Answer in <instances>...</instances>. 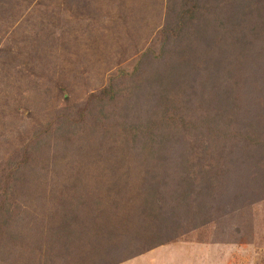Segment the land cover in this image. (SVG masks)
I'll list each match as a JSON object with an SVG mask.
<instances>
[{"label":"rangeland","instance_id":"obj_1","mask_svg":"<svg viewBox=\"0 0 264 264\" xmlns=\"http://www.w3.org/2000/svg\"><path fill=\"white\" fill-rule=\"evenodd\" d=\"M191 3L199 12L179 30ZM231 40L242 43L226 66ZM180 61L200 76L214 67L194 89L174 80ZM238 86L249 113L226 133L213 114L235 113L223 88ZM253 114L264 128V0H0V264H108L144 247V233L166 239L170 221L142 205L182 164L191 192L214 187L209 214L116 264H264V149L248 142L264 131H244ZM158 117L201 130L194 154L173 148L170 168L136 152ZM206 149L226 160L213 187L188 159Z\"/></svg>","mask_w":264,"mask_h":264},{"label":"trees","instance_id":"obj_2","mask_svg":"<svg viewBox=\"0 0 264 264\" xmlns=\"http://www.w3.org/2000/svg\"><path fill=\"white\" fill-rule=\"evenodd\" d=\"M182 12H179L176 15V19H181L179 20L178 24L179 30L182 28H186L188 26V23L190 22L191 19L194 18L198 14V10L196 8V5L194 3H191L189 7H181ZM228 30V29H227ZM234 37V36H232ZM227 43V46L224 51H226V56L228 57L227 59L225 58L223 63L227 66V64L230 61V56L233 54V46L239 45L242 42H239L237 40H231V41H225ZM191 45V44H190ZM242 46H244L242 44ZM193 47V46H190ZM189 48V47H188ZM195 48V46H194ZM228 48H231V50H228ZM194 53V50L191 52V54ZM245 55V54H243ZM246 56V55H245ZM208 60V59H206ZM191 63V60L188 61ZM187 62V65H188ZM193 63V62H192ZM180 65L176 64L172 68L173 74L175 76L174 80L177 79L179 83H182V78L180 76H183V78L186 79L187 83H189V86L194 89L195 84L202 82L205 79H208L210 75H208V78H206V74L212 73V67H214L213 64H205V66L202 65V69L204 70V74L202 76L198 75L197 72L194 74V72L191 73H186V71L180 69L182 66L185 65L183 62H179ZM217 67V65H216ZM194 65H189L188 69L192 71ZM179 72V73H178ZM189 72V71H188ZM173 76V75H172ZM173 80V82H174ZM253 80V79H250ZM186 84V83H183ZM250 85H253L251 92L253 94V90L255 88V80H253V83L250 82ZM186 87V86H185ZM200 91L198 92L199 95L202 93H207L205 90L206 86L203 84L200 87ZM242 92V88L238 86L236 89L228 90L224 89V92L226 93V96L224 97L227 98H233L234 106H233V112L234 114H229L225 118V113L223 111L219 112V109H217L214 112V117L218 118V123L220 125L224 126H229V129H225L224 132H231L235 131L236 127L238 126V122L248 115L249 112L245 110L243 104L246 102L245 99L241 97V92L239 94L238 90ZM198 91V90H197ZM108 92V90H107ZM186 92V91H184ZM196 91L193 95H191L189 100H193V96H195ZM201 98V97H200ZM253 100L256 102V97L253 95ZM176 101V100H175ZM194 101V100H193ZM221 103H225L222 101ZM252 104V103H251ZM217 105L219 103L217 102ZM161 107V106H160ZM159 107V108H160ZM165 114L168 115L169 117V112L165 111ZM236 114V115H235ZM212 115V116H213ZM254 118V119H253ZM227 121L229 124L226 125L225 123L223 124V121ZM171 121L165 120L163 117H158L154 125L152 126L151 129H149V135H150V146L147 148L146 146L142 145L138 149H136V152L139 154V158L142 156H146L147 159L149 160L148 162L152 161L155 165L161 166V165H166L169 168L170 166V160H171V153L173 148L178 145L183 146L184 143H187L191 148V153L194 154L196 151L197 147L199 146V134L201 132L200 129L195 128L193 124H191L190 121L185 122L184 120H181L179 122H175L173 118L171 117ZM260 119L258 117V114H253L251 121H247V128L244 129L245 132H253V129L255 125L259 126ZM254 125V127H252ZM218 127V126H217ZM260 128H263V126H259ZM158 130V131H156ZM264 131V128H263ZM197 139V140H196ZM252 145L257 149V148H263L264 149V139L261 137V133L259 136H253L250 138V141ZM180 147V146H179ZM208 153V150L206 149L204 153L199 154L197 157H192L188 158L189 161L191 162V165L195 164V167L199 169L202 173H205L209 176H211V179L207 182L209 187H213V185H216L218 182V177L223 176V173H220L219 170L223 167L225 158L223 159L222 155V150L219 149L216 152H213L209 155H205ZM193 158V159H192ZM193 160V161H192ZM189 166L187 164H182L180 167L172 168L166 172L167 176H161L160 175V183L159 186L156 185L154 189V193L152 194L155 195V198L150 197L148 199L144 200V204L142 205V212L145 215H150V218L152 219H163V220H169L170 223L172 224V234L166 237V239L159 240L157 242H151L153 236H156V232H148L149 234H145L142 236V240L144 242H147V244L139 249L136 253L129 254L123 258L116 259L114 262H109L108 264H116L117 262H120L122 260H127V258H132L137 255H141L152 248H154L156 245H161L165 244L167 242H170L172 239H176L186 233V231L182 232H176V229L178 227H181L189 221H195L196 219L198 220L199 216L202 215V217H205L209 214L210 208L205 202V197L211 198L212 192L214 187L209 191L205 192L203 190H200L199 193L197 192H191L188 189V186L193 183L194 177H192L190 174H185L184 172L187 171V168ZM179 182V185L174 183V182ZM201 197V198H199ZM163 198H166L165 201H163ZM211 208L213 209V204L211 203ZM168 208L171 210L170 215L168 216H159V212L162 211V209ZM165 212V211H164ZM163 224V222H162ZM178 226V227H177ZM112 227L109 228L108 231H111Z\"/></svg>","mask_w":264,"mask_h":264}]
</instances>
